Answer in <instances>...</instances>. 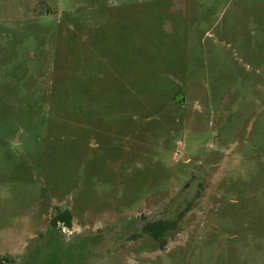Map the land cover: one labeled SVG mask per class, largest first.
<instances>
[{"label": "rangeland", "instance_id": "obj_1", "mask_svg": "<svg viewBox=\"0 0 264 264\" xmlns=\"http://www.w3.org/2000/svg\"><path fill=\"white\" fill-rule=\"evenodd\" d=\"M1 256L264 264V0H0Z\"/></svg>", "mask_w": 264, "mask_h": 264}, {"label": "trees", "instance_id": "obj_2", "mask_svg": "<svg viewBox=\"0 0 264 264\" xmlns=\"http://www.w3.org/2000/svg\"><path fill=\"white\" fill-rule=\"evenodd\" d=\"M61 221L63 223L66 224V226H70L71 225V214L70 211L68 209H64L61 211H58L57 214H55L53 216V218L51 219V223L54 224L56 221ZM167 227H164L162 229H160L159 231L156 232L155 234V238H160V236L162 235L163 231L166 230ZM4 257H0V264H4Z\"/></svg>", "mask_w": 264, "mask_h": 264}]
</instances>
